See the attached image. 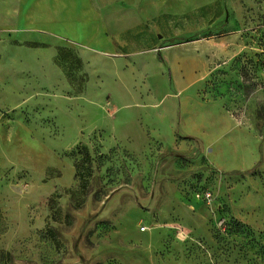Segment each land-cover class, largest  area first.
I'll use <instances>...</instances> for the list:
<instances>
[{
	"label": "rangeland",
	"instance_id": "obj_1",
	"mask_svg": "<svg viewBox=\"0 0 264 264\" xmlns=\"http://www.w3.org/2000/svg\"><path fill=\"white\" fill-rule=\"evenodd\" d=\"M126 4L73 86L0 0V264H264V0Z\"/></svg>",
	"mask_w": 264,
	"mask_h": 264
},
{
	"label": "crops",
	"instance_id": "obj_2",
	"mask_svg": "<svg viewBox=\"0 0 264 264\" xmlns=\"http://www.w3.org/2000/svg\"><path fill=\"white\" fill-rule=\"evenodd\" d=\"M11 10L12 21L19 22L24 30L47 29L74 50L82 49L78 39L98 42L103 37L110 39V35L114 38L117 27L129 30L145 20L143 7L134 10L129 4L118 6L117 0H14ZM134 15L138 17L135 23Z\"/></svg>",
	"mask_w": 264,
	"mask_h": 264
},
{
	"label": "trees",
	"instance_id": "obj_3",
	"mask_svg": "<svg viewBox=\"0 0 264 264\" xmlns=\"http://www.w3.org/2000/svg\"><path fill=\"white\" fill-rule=\"evenodd\" d=\"M69 59L72 63H75V65L78 67L79 70H82V61L81 59L78 57V55L76 54L74 49H68V48H58V55L55 59L56 64L63 70V72L66 75V78L68 79V81L73 85L76 86L74 80L72 79V77L68 74V70H67V64L69 62ZM88 81V76L86 73L81 75V84L79 85L80 87H77L79 89L80 92L83 91L86 83ZM81 155L83 156V160L85 161V159H90V154L87 150V147H83L81 148ZM76 171L79 172L80 177L82 178V174L81 172L83 169V166H80V163H77L75 165Z\"/></svg>",
	"mask_w": 264,
	"mask_h": 264
}]
</instances>
